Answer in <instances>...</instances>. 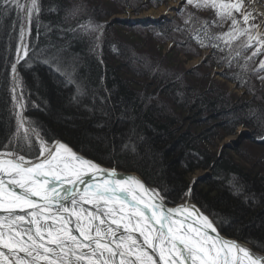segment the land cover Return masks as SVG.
Instances as JSON below:
<instances>
[{"label":"rangeland","instance_id":"rangeland-1","mask_svg":"<svg viewBox=\"0 0 264 264\" xmlns=\"http://www.w3.org/2000/svg\"><path fill=\"white\" fill-rule=\"evenodd\" d=\"M19 3L25 5V8L18 9L15 6H9L11 10L8 6H4L3 2L1 6L6 9L9 8L13 12L15 22L19 23V25L17 27L15 23H10L7 26L9 29L6 36H2L5 35V31L0 32L2 38L7 39V37L11 36L14 40V43L12 42V52L5 53L7 48L4 50V53L8 56L6 57L8 59L6 61L8 79L6 85V117L8 125L7 135L5 141L1 143L2 147L0 148L2 149L0 152L13 151L25 155L27 159H34L38 155L39 141L46 142L47 144L62 142L69 147L71 146L64 141V137H62L63 139L58 138L60 133L48 131V136H57L48 140L40 129L33 125L36 124L33 121V115L35 116L38 112V103L35 102L36 100H33L34 98L30 97L29 89L21 73L22 63L25 62L28 55L23 56V60L21 59L22 61L20 60L17 63L23 89L21 90L18 87L20 97H13V90L10 87L11 66L14 62L18 45L24 35L27 53H29L30 46L29 30L31 23L27 19L26 10L30 0H19ZM87 3L91 4L92 1H88ZM100 3H103L102 5L105 6L104 12H102L100 17L106 18H100L102 24L100 22L99 26L95 25L97 22L92 26L90 24L86 25L88 33H93L95 36V47L100 51V47L108 43V46L112 47L114 52L115 50L119 51L120 55L113 53L110 66L114 70L115 67H121L119 70L116 69V73H118V78L126 81L128 89L134 93L136 97L134 101L144 110L153 106L158 108L161 120H165L164 117L167 119L168 126H166L168 132L173 135L171 137H173L175 142L179 141V137H185L184 140L180 141V145H183L182 149L177 148V146L166 147L169 155L167 163L172 157H179V163H184V165L190 164L194 168L196 165L191 161V152L196 150V148H200L204 153L206 152V155L211 157L209 163L221 158L222 161H231L238 167L237 171L247 174L249 177L264 176V134L257 137L254 133V128L243 125L232 126L228 131L224 126H220L221 123L226 125L224 124V117L217 116V119H210L208 116H204V114L197 115L186 108L180 109L179 104L173 99L175 95H172V93L168 94V87L170 89V85L172 84V88L173 86L175 88L177 86L184 89L187 92L184 91L185 95L188 94L189 97H193L197 93H204L206 97L217 98L223 104L226 102L227 104L233 103V105L241 106L242 103L247 102L249 105H254L256 110L259 109L264 112V69L260 68L261 61H264V46L258 45L253 41L252 47L244 49L240 47V41H236L229 47L223 40H218L216 37L229 30L230 21L221 23L211 9L197 10L193 6L187 5L186 0H159V2L157 0H101L98 5ZM244 3L247 9L255 16V19L250 20L249 23L261 24L264 21V17L262 16L264 3L262 0H244ZM181 9H183V15L178 14ZM35 14L37 12L34 11L32 16ZM189 14H191V20L185 23ZM205 29L208 33L207 36L204 34ZM259 31L264 34V26H261ZM197 34L204 44L208 46L202 47L197 42V39L194 38ZM245 39L246 37L241 38V40ZM262 39H264V36H262ZM212 45H217V47H213ZM123 51L126 53L125 56L121 55ZM238 52L240 55L237 56ZM100 64L104 70V62L100 61ZM145 70L168 73L172 75L170 76L171 80L167 78L166 82V79L163 78L159 82L158 79H155V75L153 79V74L143 76L141 71ZM161 80L163 81L161 82ZM102 87L105 88V85L102 84ZM103 91L106 93V98L92 102L95 103L96 110L75 106L71 119L73 122L70 123H74L78 129L79 125L88 120L87 125L90 124L91 127L88 139L91 142H98V144L104 142L102 135H104V130L108 127V122H106L108 113L104 106L108 108L110 106L111 108L115 107L112 100L109 99L107 90L103 89ZM191 99L188 98L184 106L190 104L192 102ZM19 102L22 104L21 110H19ZM22 117L26 123L25 128L22 123ZM114 118L118 119V122L123 123L122 116L115 115ZM217 124L220 125L217 126ZM212 127H214V130ZM204 129L211 130L208 133H204L202 132ZM129 132L131 133L132 130ZM130 133L121 140L111 142L112 145L110 144L109 148H106L108 153H118L117 149L120 148L123 150L130 149L134 153L133 157H140V154L144 153L146 162L150 163L152 162L151 153L155 152L154 155L158 159L162 153L163 145L167 144V140L170 138L166 136L160 142L157 140L160 137L155 139L151 134V130L147 128L145 129L146 136L143 133V135L139 133L137 138H133L132 141ZM173 140L170 142L173 143ZM162 141H165V143H162ZM102 146H105V144ZM137 147L139 152H135L137 151ZM184 148L185 151H182ZM34 152L36 155L33 157L26 155ZM79 153L83 155V153ZM154 155L152 154V157ZM88 159L96 162L91 158ZM154 162L156 173L164 174L165 169L161 161L157 160ZM96 163L99 164L98 162ZM99 165L106 169H114L116 172L135 175L148 188L160 192L154 185L146 183L141 175L135 171H124L116 167ZM175 169L176 172H171L173 176L168 175V178L171 181H173L172 177L182 178L181 180L184 181L183 183H185L184 186L186 188L184 191L179 192L174 188L170 190L166 188L168 194L178 193L180 200L176 204L170 205L166 203L163 197V202L167 206H173L188 201L198 206L190 200L191 195L194 190L201 191L202 193L206 192L207 187L205 182L213 178L214 170L210 166L206 169L195 168L190 172L181 173L183 167H178V165ZM174 173L177 174L174 175ZM232 179L227 180L226 189L234 197L233 195L239 191L238 184ZM216 186L218 185L216 184ZM189 189H191L190 192ZM252 189L263 188L257 186ZM207 195L210 198H214L215 193L209 192ZM198 208L200 207L198 206ZM200 210L204 212L201 208ZM204 213L212 219L208 213ZM232 223L233 220L228 221L229 225H232ZM217 230L219 231L218 228ZM224 236L242 242L253 252L264 257V253L252 249L244 241Z\"/></svg>","mask_w":264,"mask_h":264},{"label":"snow or ice","instance_id":"snow-or-ice-1","mask_svg":"<svg viewBox=\"0 0 264 264\" xmlns=\"http://www.w3.org/2000/svg\"><path fill=\"white\" fill-rule=\"evenodd\" d=\"M186 3L211 9L221 23L230 21L216 37L229 47L236 41L244 49L253 41L264 46V21L249 23L255 16L244 0ZM3 4L25 8L19 0ZM26 10L31 23L40 11L37 0ZM190 20L191 14L185 23ZM194 38L208 46L198 34ZM0 264H264V258L221 238L215 221L194 206L166 208L162 194L139 179L118 176L64 143L39 141L36 161L0 152Z\"/></svg>","mask_w":264,"mask_h":264},{"label":"trees","instance_id":"trees-1","mask_svg":"<svg viewBox=\"0 0 264 264\" xmlns=\"http://www.w3.org/2000/svg\"><path fill=\"white\" fill-rule=\"evenodd\" d=\"M88 1H92V5L88 4ZM100 1L37 0L40 11L32 16L28 58L21 66V73L29 89L30 97L38 103V112L35 116L33 115V121L36 124L33 125L38 127L48 140L57 137L48 136V131L60 133L58 138L63 139L62 137H64V141L76 151L101 165L137 172L146 183L157 187L166 203L170 205L176 204L180 200V196L176 192L168 194L167 189L174 188L179 192L186 188L182 178L172 177L173 181L168 178V175L173 176L171 172H176L177 165L183 167L181 173L190 172L195 168L206 169L211 166L214 175L211 180L205 182L206 194L194 190L190 200L211 216L222 234L244 241L252 249L264 253V176L249 177L247 174L237 171L238 167L231 161H222L221 158L209 163L211 157L200 148L190 151L192 153L191 161L196 165L194 168L190 164L179 163V157H172L167 163L169 155L166 147L177 146L182 149L183 145H180V141L185 137L181 136L182 138L179 137V141L175 142L171 137L173 135L168 132L167 119L164 117L165 120H161L158 108L153 106L144 110L134 101L136 100L134 93L128 89L126 81L118 78V73H116V69L119 70L121 67H115L114 70L110 66L113 53L120 55V52L116 50L114 52L108 43L101 46L100 51L95 47V36L93 33H88L86 25L92 26L97 22L95 25L99 26L100 18H106L100 17L105 8L103 3L98 5ZM2 2L3 0H0V32L5 31V35L2 36H6L9 29L7 26L13 22L18 27L19 23L15 22L13 12L9 10L11 7L8 6V9L1 7ZM0 40V147H2L1 143L5 141L8 125L6 117V85L8 83L6 73L8 59L6 57L8 56L5 53L12 52L14 40L11 36L7 39L0 36ZM5 48L7 50L4 53ZM121 55L125 56L126 53L123 51ZM100 61L105 64L104 70ZM141 74L143 76L153 74V79L155 75V79H158L159 82L163 78L167 82V78L170 79L172 76L165 72L158 73L148 70L141 71ZM102 84L105 85V88L102 87ZM103 89L107 90L109 99L112 100L115 107L104 106L108 113V118L106 117L108 127L102 135L104 142L98 144V142H91L88 139L91 132L90 124L87 125L88 120L79 125L78 129L74 123H70L73 122L71 119L75 106L96 110V105L92 102L106 98ZM184 91L177 86L172 88V84L170 89L168 87V94L175 95L173 99L179 104L180 109L186 108L194 114H204L210 119L222 116L226 125L221 123L217 126H224L228 131L232 126L243 125L254 128L257 137L264 134V112L256 110L254 105H249L247 102L242 103L241 106L226 102L223 104L217 98L206 97L204 93H197L195 96L189 97L188 94L185 95L187 92ZM188 98H192V102L184 106ZM115 115L122 116L123 123L118 122V119L114 118ZM167 117L169 118L168 114ZM147 128L151 130L155 139L160 137L157 139L160 142L166 136L170 137L167 144L163 145L162 153L158 159L154 155V151L151 153L152 162L147 163L144 153L140 154V157H133L134 153L130 149L120 148L117 149L118 153L113 154L106 150L111 142L121 140L124 136L129 135L130 130H132L130 133L132 141L133 138H137L139 133L146 136L145 129ZM212 129L214 130V127ZM210 130L204 129L202 132L208 133ZM171 140L173 143L170 142ZM103 144L105 146H102ZM182 151H185V148ZM135 152H139L138 147ZM26 155L33 157L36 154L34 152ZM143 155L144 157H142ZM157 160L161 161L165 175L156 173L154 161ZM230 178H233L232 180L238 184L239 192L233 195L234 197L226 189L227 180ZM257 186H261L263 189H252ZM209 192L215 193L214 198L208 197ZM230 220H233L232 225L228 224Z\"/></svg>","mask_w":264,"mask_h":264},{"label":"bare ground","instance_id":"bare-ground-1","mask_svg":"<svg viewBox=\"0 0 264 264\" xmlns=\"http://www.w3.org/2000/svg\"><path fill=\"white\" fill-rule=\"evenodd\" d=\"M262 2L264 3V1L262 0ZM262 16L264 17V11L262 10ZM264 19V18H263ZM25 35L21 38V41H20V43H19V45H18V48L20 49V52H19V56H18V53L16 52V56H15V59H14V62L12 63V65L13 64H15L16 65V72L15 73H13V71H12V66H11V72H10V87L12 88V90H13V97H15L16 98V96H18V97H20V90H19V88L18 87H20V89L22 90L23 89V84H22V80H21V77H20V74H19V71H18V67H17V63L21 60V59H19V57H23L24 56V50H25ZM23 60V59H22ZM21 60V61H22ZM20 99V98H19ZM19 105V110H21L22 109V104L19 102L18 103ZM22 123H23V125H24V128H25V120H24V118L22 117ZM47 146H49V147H52V146H54L55 144H57V143H62V142H53V143H51V144H47L46 142H44ZM66 145V144H65ZM66 146H68V145H66ZM69 147V146H68ZM74 152H76L78 155H80V156H82V157H84V158H86L85 156H83L82 154H80L78 151H76L73 147H70ZM36 159H37V157L36 158H34V159H30V160H33V161H36ZM86 159H88V158H86ZM100 167H102V166H100ZM103 168V167H102ZM117 173V172H116ZM119 174H120V172H119ZM132 175V174H131ZM121 176V175H120ZM123 177H125V176H123ZM126 177H128V176H126ZM132 177H134V178H136V179H139L137 176H135V175H133ZM140 180V179H139ZM142 183H143V181L142 180H140ZM146 186V185H145ZM146 188H148L147 186H146ZM149 190H153V189H151V188H148ZM164 203V202H163ZM164 205H165V203H164ZM185 205H187V206H189V207H195L199 212H201L202 214H204V215H206L204 212H202L201 210H200V208H198V206H196L195 204H193V203H190V202H188V201H185V202H183V203H180V204H177V205H173V206H167V205H165V207L166 208H173V207H182V206H185ZM206 216H208V215H206ZM218 233H219V235L221 236V238H223V239H226V240H229V241H234V242H236L239 246H241V247H244V248H247L253 255H255V256H257V257H261L260 255H258V254H256L255 252H253L249 247H247L245 244H243L242 242H239V241H236V240H232V239H229V238H227V237H225L224 235H222V233H220L219 231H218ZM78 235V234H77ZM215 235V234H214ZM261 258H264V257H261Z\"/></svg>","mask_w":264,"mask_h":264},{"label":"water","instance_id":"water-1","mask_svg":"<svg viewBox=\"0 0 264 264\" xmlns=\"http://www.w3.org/2000/svg\"><path fill=\"white\" fill-rule=\"evenodd\" d=\"M103 168H104V167H103ZM104 169H106V168H104ZM117 175H118V176L121 175V176H125V177H126V176H133V175H131V174H126V173H120V174H119V172H117Z\"/></svg>","mask_w":264,"mask_h":264}]
</instances>
